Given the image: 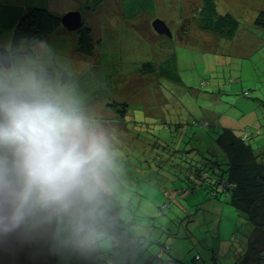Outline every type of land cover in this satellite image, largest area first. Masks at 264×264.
I'll use <instances>...</instances> for the list:
<instances>
[{
    "label": "rangeland",
    "instance_id": "rangeland-1",
    "mask_svg": "<svg viewBox=\"0 0 264 264\" xmlns=\"http://www.w3.org/2000/svg\"><path fill=\"white\" fill-rule=\"evenodd\" d=\"M31 1L24 0L59 15L78 11L80 25L90 29L93 54L77 53L76 30L61 27L34 46L31 55L21 46L19 53L11 57L9 68L35 72L50 67L53 81L78 97L89 125L109 141L115 151V169L111 190L100 207L101 235L94 243H76L67 221L53 217L35 227L0 232V264H120L121 257L128 259V264H143L137 254L146 247L127 243L130 237L146 232L140 227L141 221L150 220L156 206L166 200L162 190L170 185L163 177L177 174L179 169L160 167L151 172L142 166L150 163L153 156L169 157L173 149L183 146L187 139L175 124L204 118L217 122L215 129L230 128L236 135L249 126L261 133L256 136L261 139L251 143L253 147L264 143V30L252 25L258 11L264 10V0H213L218 13H229L238 22L237 33L231 39L195 27L200 0H153V16L142 13L134 20L123 16L118 0ZM154 18L165 23L171 38L153 28ZM9 43L10 39H5L0 49L7 50ZM170 54L174 56L180 83L141 68L145 62L157 65ZM4 69L0 66V73ZM62 74L66 77L63 81ZM243 91H248L246 97ZM121 104L126 107L122 115ZM213 130L205 129L212 139L208 136L204 145L191 140L197 151L189 158L210 159L212 156L206 153L211 151L214 160L220 161L221 152L213 145ZM176 195L167 197L170 208L154 222L173 221L169 219L172 213L176 214L188 199L196 198V194L186 198ZM220 214V247L230 245L233 230L238 240L246 241L248 235L244 231L252 229L248 222L243 217L235 218L236 212L228 204ZM198 234L196 237L202 236L203 241L191 240L182 244L184 247L179 246L186 264H210L209 235ZM113 246L118 259L110 262L105 256L114 253ZM152 250L154 254L155 247ZM195 253L202 259L191 263ZM159 263L154 260L152 264Z\"/></svg>",
    "mask_w": 264,
    "mask_h": 264
},
{
    "label": "trees",
    "instance_id": "trees-1",
    "mask_svg": "<svg viewBox=\"0 0 264 264\" xmlns=\"http://www.w3.org/2000/svg\"><path fill=\"white\" fill-rule=\"evenodd\" d=\"M118 1L123 16L128 20H134L142 13L153 16V0ZM200 1L201 6L193 21L195 27L218 37L233 38L238 30L237 20L229 13H218L213 0ZM30 3H36V0H32ZM29 5L24 0L22 2L0 0V43L7 38L10 39L7 49L10 60L12 56L19 53L21 46H25L26 52L31 55V49L34 46L44 42L48 36L62 27L59 19L61 15L44 6ZM252 25L264 30V10L258 11ZM75 36V51L81 55L91 56L94 44L90 29L82 24L75 31ZM171 36L172 33L168 38ZM141 68L152 71L158 77H164L171 82H181L175 73L172 54L159 60L157 65L145 62ZM35 73L53 80V71L50 67L35 70ZM65 78L63 74L60 76L62 81ZM242 95L246 97L248 91H243ZM125 108V104H121V115ZM162 124H165V121ZM175 126L182 130L183 138L187 139L181 148L173 149L172 154H168L170 158H175L177 161L169 160V157L154 158L153 156L150 163L144 162L142 168L147 166L152 170L151 172L158 171L160 167L167 170L178 168L179 171L177 174H165L163 180L170 185L169 188L162 190L166 200L156 206L155 214L150 220L141 221L140 227L146 229V232L143 235L130 237L128 246H144L146 249H142L143 252L137 256L145 254L149 260L155 258L159 260L162 255L168 254L171 247L179 240H183L182 243L191 240L194 242L203 241L202 236L199 239L196 237L198 233L201 235L203 232L208 234L209 239L213 242L209 248V256L212 259L215 257L226 260L227 256H231L232 264H264V143L255 144L254 147L251 144L261 139V137H256L261 133L254 129L252 131V128L246 126L242 128L240 135H236L230 128L215 129V125L207 122L204 118L194 119L189 123L179 122ZM208 127L214 129L213 145L221 152L220 161L214 160L211 151L206 153V155L210 153L212 156L210 159L189 158L194 151H197L195 147L191 146V140H197L199 145H204V140L208 136L212 139L210 135L207 136L208 133L205 131ZM199 129L204 131L197 132ZM252 138H254L253 141ZM156 144L158 147L161 145L160 142ZM217 150L214 149V151ZM173 193L183 198L189 194H196L195 199L198 201L188 199L185 206L183 205L184 207L180 206L175 212L176 214L172 213V218L169 219L173 221L168 220L167 223L162 222L161 224L154 222L155 219L163 217L165 210L170 208V200L167 197ZM173 201L177 203V199ZM226 204L236 212L237 217L235 216V218L243 217L252 229L251 231L245 229L244 233L248 235L246 241L238 240V236L233 230L230 245H227L228 254L224 258L218 254L214 247L219 240L220 212L222 213V208ZM200 206L203 208L199 209ZM153 247H157L155 254L151 252ZM111 249L114 253L105 256L106 259L111 260L110 262L117 255L116 246ZM192 257L193 261H197L200 255L195 253ZM118 261L120 264L129 263L125 257H121Z\"/></svg>",
    "mask_w": 264,
    "mask_h": 264
},
{
    "label": "clouds",
    "instance_id": "clouds-1",
    "mask_svg": "<svg viewBox=\"0 0 264 264\" xmlns=\"http://www.w3.org/2000/svg\"><path fill=\"white\" fill-rule=\"evenodd\" d=\"M115 151L78 97L26 69L0 73V232L66 220L76 243L101 235Z\"/></svg>",
    "mask_w": 264,
    "mask_h": 264
},
{
    "label": "crops",
    "instance_id": "crops-1",
    "mask_svg": "<svg viewBox=\"0 0 264 264\" xmlns=\"http://www.w3.org/2000/svg\"><path fill=\"white\" fill-rule=\"evenodd\" d=\"M228 122H230L229 118H228ZM215 124H217V122L215 123V121H214L213 125H215ZM235 125H237L236 122H235ZM222 211H223V208H222ZM232 218H234V217L232 216ZM218 232H219V227H218ZM218 239H219V234H218ZM219 241L220 240L217 241V244L215 245L214 249H216L218 251V254L220 256H223L225 258L227 256V254H228L227 245H226V248L225 247H220L221 242H219ZM209 243H210L209 245H212L211 243H213V242L210 240ZM182 244H185V243L178 242L177 244L173 245V247H171V250H169V253L162 255V257L159 259V261H160L159 264H186L183 261L184 260V256L182 254H180V252H179V246L184 247ZM156 249H157V247H155V253H157ZM151 252L153 253V250ZM139 258H141V259L143 258V264H152L153 261L156 260V258L152 259V260H149L148 258L145 257V254H140ZM208 258L210 259L209 261L212 264H214L216 262L219 263V264H232L231 256H227L226 260H220L219 258H215V257H213V259H212L211 256H208ZM201 259H202V257L200 255V257H199V259L197 261H200ZM148 260H149V262H148ZM190 261H191V263L196 262V261H193V257L190 258Z\"/></svg>",
    "mask_w": 264,
    "mask_h": 264
},
{
    "label": "water",
    "instance_id": "water-1",
    "mask_svg": "<svg viewBox=\"0 0 264 264\" xmlns=\"http://www.w3.org/2000/svg\"><path fill=\"white\" fill-rule=\"evenodd\" d=\"M59 19L62 27L69 31L77 30L81 24V15L78 11H68L62 14ZM151 24L158 33H164L170 36V31L162 20L155 18ZM0 64L5 69L11 65L8 51L4 48L0 49Z\"/></svg>",
    "mask_w": 264,
    "mask_h": 264
}]
</instances>
